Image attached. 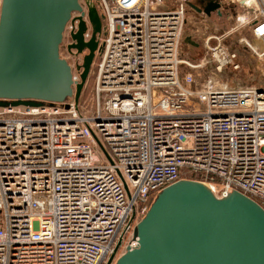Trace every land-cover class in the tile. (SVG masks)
Here are the masks:
<instances>
[{
    "label": "built area",
    "instance_id": "1",
    "mask_svg": "<svg viewBox=\"0 0 264 264\" xmlns=\"http://www.w3.org/2000/svg\"><path fill=\"white\" fill-rule=\"evenodd\" d=\"M94 2L105 19L94 109L74 97L0 107V264H106L120 241L138 245L135 224L151 198L182 178L264 207V87L229 88L213 76L194 87L190 71L238 68L226 35L207 36L195 63L180 56L188 0ZM238 2L245 12L231 15V29L264 41V0ZM81 15L73 12L64 39ZM79 64H70L74 82Z\"/></svg>",
    "mask_w": 264,
    "mask_h": 264
},
{
    "label": "water",
    "instance_id": "2",
    "mask_svg": "<svg viewBox=\"0 0 264 264\" xmlns=\"http://www.w3.org/2000/svg\"><path fill=\"white\" fill-rule=\"evenodd\" d=\"M86 3L92 24L89 40L86 12L79 0H2L0 107L80 100L103 18L93 0ZM221 9V0H211L203 12L221 14ZM75 11L82 15L68 48L77 54L88 51L77 66L78 82L60 53ZM185 42L199 46L192 36ZM136 226L138 245L128 246L115 262L120 241L106 264H264V207L238 190L218 196L205 182L182 178L157 194Z\"/></svg>",
    "mask_w": 264,
    "mask_h": 264
},
{
    "label": "rangeland",
    "instance_id": "3",
    "mask_svg": "<svg viewBox=\"0 0 264 264\" xmlns=\"http://www.w3.org/2000/svg\"><path fill=\"white\" fill-rule=\"evenodd\" d=\"M232 6H235L234 4ZM236 8V6H235ZM99 12L103 14V10L98 5ZM0 10H1V0H0ZM232 12V11H231ZM187 26H186V35L192 36V38L199 43V46H189L187 43H184L182 46V53L180 56L183 58L188 57L193 62L198 63L204 59L207 51L205 49L204 41L207 36L210 35H220L224 32H228L224 43L230 49L234 50L238 54V61L240 66L238 68L234 67H223L221 71L217 70L213 63H207L205 66L200 69L185 68V71H193L196 77V82L194 87H199L202 84V81L209 76H213L215 81L220 85H225L229 88H239L244 86H256L264 87V41L256 40L252 36L251 30H230L236 24L234 22L233 26L232 21L225 17L216 18L213 15L211 18L205 19L204 17L199 16V13L194 9L187 6ZM228 17V16H227ZM232 20V19H231ZM103 24H105V19L103 18ZM89 31L92 30V24L89 23ZM241 39H248L255 48L257 47L258 54L246 47V45L241 42ZM72 38L67 34L64 39V42L61 46V56L69 61V63L75 67L76 63L81 62V59L75 55L72 51H69V44L71 43ZM215 41H212L214 44ZM99 58L95 59V64H93L91 72L89 74L86 85L83 89L82 96L80 99L81 108L86 107V103H89L88 109L91 111L94 109V98H95V75L97 70V62ZM102 104L105 102V95H102ZM106 114V113H104ZM157 196V195H156ZM156 196L151 198L149 203V208ZM149 210V209H148ZM148 212V211H147ZM146 212V213H147ZM146 215V214H145ZM141 215L137 223L145 216ZM136 223V224H137ZM135 224V226H136ZM132 238V234H129L126 241ZM126 248H120L115 257L116 259L125 252ZM114 262V264H115Z\"/></svg>",
    "mask_w": 264,
    "mask_h": 264
},
{
    "label": "crops",
    "instance_id": "4",
    "mask_svg": "<svg viewBox=\"0 0 264 264\" xmlns=\"http://www.w3.org/2000/svg\"><path fill=\"white\" fill-rule=\"evenodd\" d=\"M238 1L239 0H221V4H222L221 14H219L217 11H215L211 15H207L205 13H199V16L204 17L205 19L211 18L213 15H215L216 18L225 17L227 19H230V21H232L231 25L233 26L235 21H234V17L231 18V15L236 14V13H240L242 11L245 12L244 7H242V5ZM233 4L236 6V8H235V6H232ZM230 30H232V29L230 28ZM239 30H251V29L250 28H241ZM224 33L227 34L228 32H224ZM224 33H222V34H224Z\"/></svg>",
    "mask_w": 264,
    "mask_h": 264
},
{
    "label": "flooded vegetation",
    "instance_id": "5",
    "mask_svg": "<svg viewBox=\"0 0 264 264\" xmlns=\"http://www.w3.org/2000/svg\"><path fill=\"white\" fill-rule=\"evenodd\" d=\"M94 1V0H93ZM211 0H189L188 1V5L189 7H191L192 9H194L196 12L198 13H204L203 10L208 6V3L210 2ZM87 14V13H86ZM101 14V13H100ZM103 19V18H102ZM86 40H89V39H86ZM63 42H64V39H63ZM63 42L61 43V46L63 44ZM73 41H71L72 43ZM70 43V44H71ZM61 50V48H60ZM101 51V44L99 43V46L95 52V57H94V61H93V64L95 62V59L97 58V56L99 55ZM75 55H77L80 59H81V63L83 62V57L86 53H88L87 50H85V52L83 54H77V51L73 49L72 51ZM93 66V65H92Z\"/></svg>",
    "mask_w": 264,
    "mask_h": 264
},
{
    "label": "bare ground",
    "instance_id": "6",
    "mask_svg": "<svg viewBox=\"0 0 264 264\" xmlns=\"http://www.w3.org/2000/svg\"><path fill=\"white\" fill-rule=\"evenodd\" d=\"M1 2H2V0H1ZM72 15H73V13H72ZM207 184V183H206ZM126 251V250H125ZM124 253V252H123Z\"/></svg>",
    "mask_w": 264,
    "mask_h": 264
},
{
    "label": "trees",
    "instance_id": "7",
    "mask_svg": "<svg viewBox=\"0 0 264 264\" xmlns=\"http://www.w3.org/2000/svg\"><path fill=\"white\" fill-rule=\"evenodd\" d=\"M81 99V98H80Z\"/></svg>",
    "mask_w": 264,
    "mask_h": 264
}]
</instances>
